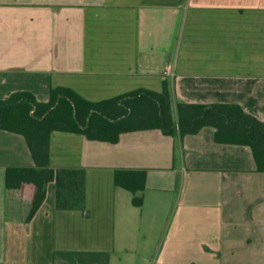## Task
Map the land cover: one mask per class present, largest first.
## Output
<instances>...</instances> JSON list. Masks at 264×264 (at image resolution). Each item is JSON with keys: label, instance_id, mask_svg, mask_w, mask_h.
<instances>
[{"label": "crops", "instance_id": "obj_1", "mask_svg": "<svg viewBox=\"0 0 264 264\" xmlns=\"http://www.w3.org/2000/svg\"><path fill=\"white\" fill-rule=\"evenodd\" d=\"M163 81L172 110L234 103L263 120L264 0H0V99L65 86L97 101ZM49 163L0 129V264H264V172L211 126L115 143L52 131ZM58 166L85 169V210L55 209ZM119 168L146 170L141 206L113 184Z\"/></svg>", "mask_w": 264, "mask_h": 264}, {"label": "trees", "instance_id": "obj_2", "mask_svg": "<svg viewBox=\"0 0 264 264\" xmlns=\"http://www.w3.org/2000/svg\"><path fill=\"white\" fill-rule=\"evenodd\" d=\"M204 126L214 128L216 142L247 145L256 170L264 172V119L246 113L234 103L176 101L172 110L166 81L162 82L160 91L140 87L97 101L88 100L65 86L50 87L46 101H38L24 90L0 99V129L24 138L37 169L50 166L52 131L115 143L121 133L129 131L158 129L164 135L181 139ZM53 171L55 209L85 210V169L58 166ZM145 182V169L114 170L113 184L131 193L134 206L143 203L141 192Z\"/></svg>", "mask_w": 264, "mask_h": 264}, {"label": "built area", "instance_id": "obj_3", "mask_svg": "<svg viewBox=\"0 0 264 264\" xmlns=\"http://www.w3.org/2000/svg\"><path fill=\"white\" fill-rule=\"evenodd\" d=\"M164 75L170 74V67L169 65L167 67H165L164 71H163Z\"/></svg>", "mask_w": 264, "mask_h": 264}, {"label": "rangeland", "instance_id": "obj_4", "mask_svg": "<svg viewBox=\"0 0 264 264\" xmlns=\"http://www.w3.org/2000/svg\"><path fill=\"white\" fill-rule=\"evenodd\" d=\"M147 264H152V263H147Z\"/></svg>", "mask_w": 264, "mask_h": 264}]
</instances>
